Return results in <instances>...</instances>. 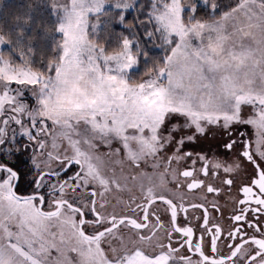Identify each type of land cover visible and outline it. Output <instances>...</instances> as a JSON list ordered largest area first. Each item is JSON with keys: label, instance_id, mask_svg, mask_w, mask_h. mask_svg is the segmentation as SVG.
<instances>
[{"label": "snow or ice", "instance_id": "obj_1", "mask_svg": "<svg viewBox=\"0 0 264 264\" xmlns=\"http://www.w3.org/2000/svg\"><path fill=\"white\" fill-rule=\"evenodd\" d=\"M0 8V264H264V0Z\"/></svg>", "mask_w": 264, "mask_h": 264}, {"label": "trees", "instance_id": "obj_2", "mask_svg": "<svg viewBox=\"0 0 264 264\" xmlns=\"http://www.w3.org/2000/svg\"><path fill=\"white\" fill-rule=\"evenodd\" d=\"M30 0H0V8L7 7L10 11H20L21 6L29 3Z\"/></svg>", "mask_w": 264, "mask_h": 264}]
</instances>
